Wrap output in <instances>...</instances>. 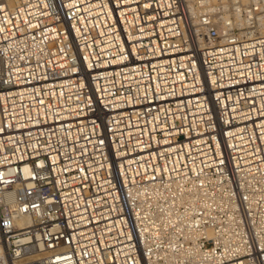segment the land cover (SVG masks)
<instances>
[{"label":"built area","instance_id":"built-area-1","mask_svg":"<svg viewBox=\"0 0 264 264\" xmlns=\"http://www.w3.org/2000/svg\"><path fill=\"white\" fill-rule=\"evenodd\" d=\"M262 13L0 0V264H264Z\"/></svg>","mask_w":264,"mask_h":264},{"label":"bare ground","instance_id":"bare-ground-1","mask_svg":"<svg viewBox=\"0 0 264 264\" xmlns=\"http://www.w3.org/2000/svg\"><path fill=\"white\" fill-rule=\"evenodd\" d=\"M243 4H251V3H260L263 13L258 17L260 25H261V30L264 33V0H241Z\"/></svg>","mask_w":264,"mask_h":264}]
</instances>
